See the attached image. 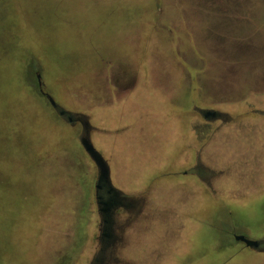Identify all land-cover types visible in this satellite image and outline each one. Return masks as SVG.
I'll use <instances>...</instances> for the list:
<instances>
[{"label":"rangeland","instance_id":"374dc122","mask_svg":"<svg viewBox=\"0 0 264 264\" xmlns=\"http://www.w3.org/2000/svg\"><path fill=\"white\" fill-rule=\"evenodd\" d=\"M32 50L130 201L108 243ZM235 235L264 239V0H0V264H264Z\"/></svg>","mask_w":264,"mask_h":264},{"label":"water","instance_id":"95a60500","mask_svg":"<svg viewBox=\"0 0 264 264\" xmlns=\"http://www.w3.org/2000/svg\"><path fill=\"white\" fill-rule=\"evenodd\" d=\"M37 77L41 92L48 98L51 105L59 112V114L63 117H66L67 120L71 123L79 121L83 124V126H85L80 138V142L98 168V181L101 182L105 180L111 182L109 164L104 156L100 153V151L94 146L90 137L89 130L86 129V126L89 124V120L86 119L87 117L85 118L84 116V119L82 117H78L79 114H75L58 104L57 101L45 90V84L40 72H37ZM235 239L237 241L244 242L247 247L253 249H259L261 247L260 240H252L243 235H235Z\"/></svg>","mask_w":264,"mask_h":264},{"label":"flooded vegetation","instance_id":"af4514ba","mask_svg":"<svg viewBox=\"0 0 264 264\" xmlns=\"http://www.w3.org/2000/svg\"><path fill=\"white\" fill-rule=\"evenodd\" d=\"M77 114V113H75ZM216 111H206L205 115H215ZM78 117H82L84 119L83 114H79ZM86 118V116H85ZM88 120V118H86ZM85 119V120H86ZM79 122V121H75ZM73 122V123H75ZM81 123V122H80ZM83 130L84 127L83 124L81 123ZM90 123L86 126L87 130H90ZM96 202L99 208L100 216H101V222H100V229L102 230V234L100 236V240L102 242L108 243L111 241V239H115L114 232H112V227H111V212L113 209L119 207L120 205L123 206H130L131 204L130 201L126 197L122 195L120 190L115 188L111 182L109 181H101L99 182L97 180L96 183ZM261 241V247L257 250H264V239L260 240ZM98 260V259H97Z\"/></svg>","mask_w":264,"mask_h":264},{"label":"trees","instance_id":"16d2710c","mask_svg":"<svg viewBox=\"0 0 264 264\" xmlns=\"http://www.w3.org/2000/svg\"><path fill=\"white\" fill-rule=\"evenodd\" d=\"M35 52L36 51H34V50L31 51L32 63L30 65V67H32V69L34 70V81L32 82V84H33L34 89L36 90L37 94L40 95V97H44L47 100V103L50 105V107L59 114V112L51 105L48 98L41 92L39 82H38V77H37V72H41L45 76H47L48 78H51L52 77V72H50L51 68H50V66L47 67V63H43L42 60L40 59L43 57L40 54H44V53L43 52H41V53L36 52L37 55H35ZM37 61H40L42 64L40 67L41 69L35 68V64L37 63ZM42 79L44 80V78H42ZM12 87H13L12 93H15V96H20V95L25 96L31 102L32 108H35L37 105L38 106L40 105L45 109L44 105L40 101H38L37 97L34 96L32 93L28 92L27 88L23 84L15 83ZM59 116H61V115L59 114ZM61 118H65V117L61 116Z\"/></svg>","mask_w":264,"mask_h":264}]
</instances>
